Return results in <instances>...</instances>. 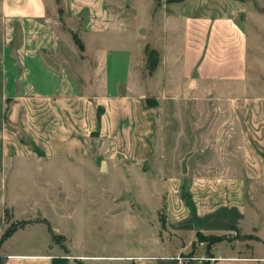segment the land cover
<instances>
[{
  "label": "crops",
  "instance_id": "0c3cea01",
  "mask_svg": "<svg viewBox=\"0 0 264 264\" xmlns=\"http://www.w3.org/2000/svg\"><path fill=\"white\" fill-rule=\"evenodd\" d=\"M253 2L240 24L169 0H150L147 22L138 0H0V236L17 225L0 264H264V179L226 178L218 194L193 182L182 195L178 178L161 180L153 129L157 108L244 101L264 170V0ZM146 45L157 53L148 78ZM14 201L34 216L14 217Z\"/></svg>",
  "mask_w": 264,
  "mask_h": 264
},
{
  "label": "rangeland",
  "instance_id": "374dc122",
  "mask_svg": "<svg viewBox=\"0 0 264 264\" xmlns=\"http://www.w3.org/2000/svg\"><path fill=\"white\" fill-rule=\"evenodd\" d=\"M162 1L154 0V5H158ZM169 1L180 12H187L193 15H220L224 13L232 15L235 21L240 24L245 21L250 6L254 4L253 0ZM149 3L150 0H138L137 4L141 10L139 17L146 22L148 21L147 11ZM150 25L153 27L152 23ZM149 39L150 43H156L157 39L153 36ZM175 41L179 48L181 45L179 33ZM141 43L140 38L139 40L137 39L134 45L135 48L139 49ZM145 59L142 66H140V70L143 77L148 78L150 74L148 73ZM208 98L211 99L213 97L210 96ZM162 99L168 100L169 96ZM245 99H248V97L240 98V100ZM146 100L149 104L153 102L150 96H145ZM201 111L203 113H200ZM233 111L238 116L235 121L239 124L240 140H233L229 137V133L234 130ZM156 114L160 116V120H158L159 124L157 123L153 129L154 132H159V142L161 147L164 148V153L160 157L164 170L161 172L160 177L161 180L169 176L178 178L181 181L182 195L186 193V188L193 182H208L211 184V191L218 194L222 191L218 187L219 183L226 178H238L246 182L253 179H264V170L260 169L262 161L260 156H257L259 152L258 144L250 138L251 122L255 114L254 109L250 108L248 104H244V101L239 109H219L216 107L189 109L168 105L157 108ZM148 130L151 131V129ZM154 132L152 137L148 135V138L144 140V145L150 152H153V146L156 142ZM222 135H224L223 138ZM249 167L253 170H249ZM6 205L12 206V214L16 218L34 216L37 210H32L30 205L23 201L8 202ZM41 209V207L38 208L39 213L42 212ZM6 220H9L7 210L4 211V217H2V221ZM10 225L12 226V224H9L6 229ZM25 238V235L19 236L18 240H25ZM200 241L206 243L204 240Z\"/></svg>",
  "mask_w": 264,
  "mask_h": 264
},
{
  "label": "trees",
  "instance_id": "16d2710c",
  "mask_svg": "<svg viewBox=\"0 0 264 264\" xmlns=\"http://www.w3.org/2000/svg\"><path fill=\"white\" fill-rule=\"evenodd\" d=\"M72 37H73L74 42L78 46V48L81 49L82 48V45H81L80 41L78 40V38L74 34H72ZM144 53H145V58H146L145 59V62L147 64L148 73L151 74L152 71L154 70V67H155V64H156V61H157V53H156V51L154 49L149 48L147 45L144 48ZM146 103H147L148 106H152V104H153V102H152V104H149L148 101ZM24 224H25L24 222H21V223L18 224V226L19 225L22 226ZM16 226L17 225H12V226L10 225V227L8 229H6L2 233V235L0 236V244H2V242L6 238H8L10 236V234H12L14 232ZM48 231L50 233L51 240L52 241H56L57 240V237H55V236L52 235V233H51V231H50L49 228H48ZM198 240H202V241L204 240V241H206V243L208 245V244H211V243L216 242L218 240V238H215V237H207L206 238V237L198 236ZM204 264H206V263H204Z\"/></svg>",
  "mask_w": 264,
  "mask_h": 264
},
{
  "label": "built area",
  "instance_id": "2783aa9c",
  "mask_svg": "<svg viewBox=\"0 0 264 264\" xmlns=\"http://www.w3.org/2000/svg\"><path fill=\"white\" fill-rule=\"evenodd\" d=\"M219 258H216V257H211V256H202V257H193V256H190V255H176L174 257L171 258L172 262L174 264H189L191 262H194V261H198V262H213V261H216L218 260Z\"/></svg>",
  "mask_w": 264,
  "mask_h": 264
}]
</instances>
